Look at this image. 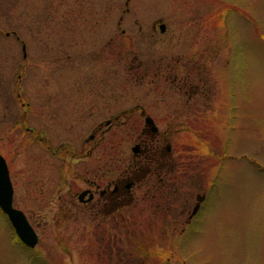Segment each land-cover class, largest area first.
<instances>
[{"label": "rangeland", "instance_id": "1", "mask_svg": "<svg viewBox=\"0 0 264 264\" xmlns=\"http://www.w3.org/2000/svg\"><path fill=\"white\" fill-rule=\"evenodd\" d=\"M126 3L0 0V153L14 205L39 237L35 248L25 246L0 211V264H264V0ZM153 58L175 70L198 64L207 81L206 116L178 118L171 103L157 104L159 130H174L175 192L165 199L160 191L145 194L154 179L136 189V204L128 199L125 206V235L115 224L109 237L98 225L102 216L93 220L69 186L87 189L83 178L127 168L139 130L131 124L144 121L121 119L105 135L103 125L93 147L88 138L106 118H74L75 83L91 85L104 65L107 115L135 105L138 96L175 98L183 111V79L190 73L198 80L199 72L182 66L176 84L163 77L152 83L153 75L138 81V63ZM204 194L200 213L183 230Z\"/></svg>", "mask_w": 264, "mask_h": 264}, {"label": "flooded vegetation", "instance_id": "2", "mask_svg": "<svg viewBox=\"0 0 264 264\" xmlns=\"http://www.w3.org/2000/svg\"><path fill=\"white\" fill-rule=\"evenodd\" d=\"M156 27L157 26L155 25L154 29L157 30ZM105 51L106 50L104 49L102 52L103 56L105 55ZM134 60H137V58H134ZM175 61L179 62L180 59ZM192 61L193 60L187 62V64L184 63L180 66L178 65L179 67L176 65L174 66L178 67L176 70L181 69L182 66H191L193 69L197 70L198 64ZM138 67L139 74L134 75V77L137 76L135 78L138 81H143L145 78H148L149 75H153L154 79L152 80V83L160 80L162 77L167 81L173 78L174 84L178 82V75L174 73V71L176 72V70L171 63L163 65L162 62H159L157 59H154L153 63H150L148 59H146L140 61L138 63ZM102 68V75L91 85L90 81H88L89 85L86 83L87 87H84L82 85L80 86V84L75 83V88L77 90L78 96H76L73 102L78 103V105H76L75 107L76 112L73 114L74 118H106V120L104 121L105 123L102 122L104 124L101 123L100 125H98L94 129L93 135L89 137V142H95V144H93V147H95L96 145L99 146L100 142L97 141L96 138L100 128H102L103 125H105L106 127L103 133L105 135V133H109L111 130L121 125V119L125 118L137 121V117H139L144 121V125H140L139 127L136 126V123L131 124V130H133L134 132L139 129L138 131H136L135 139L133 141L137 142V144L135 145L138 146L137 152L133 153V160L128 164L127 168H120V170L116 174V172H111V170H109V168L107 167L108 170H102V175H91L92 177L83 178V182L90 188L81 189L79 186H77L76 183H74V185L76 184V191L72 192L74 188L72 187L73 185H70L69 195H71L73 198H77L81 205H84L88 208V211H90V216L93 220H96L97 216H102V219L98 223L101 230H104L105 228L108 234L109 230H111V228H113L115 224H118V228L120 229L119 232L121 234L123 228L124 231H122V236H124L125 230L127 228V208H125V206L127 205V203H129L127 201L128 199H130V201H133L134 205L136 204L137 197L135 194V190L141 189L142 186H150L152 183L151 181H153L154 179L155 183L152 185V187L147 188L145 194H148V192L152 191L153 195L155 196V193L157 191H160L159 195L162 194L163 199H165L166 194L169 190H172V194H174V181L176 178H179L175 175L177 165L175 164V158L171 152L172 147L169 144V140H171L172 136L174 135L172 124H170L171 127L168 126L167 129L163 130L162 132L159 130V128L157 131H154L152 127L146 125V118L150 117L155 120V118L160 116L159 114L161 113L162 107L160 109V107L157 105L160 103H171L168 108L171 107V112L172 110L174 111V113L180 112V115L176 116L178 118H204L206 116L207 108V81L204 79V75L202 74L203 72L200 69L197 70L199 72L198 80H191L192 75L190 73L186 77H184V86L180 89V91L183 90L185 93V100L182 103L184 104V108L182 109L183 111H178L179 106L176 105V101L174 100L175 98L173 99V101H170L171 97H169L168 100H160L157 97L138 96L135 100V105H131L130 107L125 108L114 115H107L111 109L110 105L106 106L105 103L107 99L110 100V98L107 97V93H109V91L111 90L109 83L110 81H108L110 80V77L108 76L109 73H107L106 75V68L104 67V65H102ZM164 70L172 71L173 74L165 75ZM190 70L191 69H189V72ZM100 78H102L101 82ZM167 115H163V117L167 119L170 118ZM40 137V143H43L47 146L46 140L42 136ZM104 140L105 139L103 138L102 141ZM58 151L59 150L55 151L53 155H57L58 153H60V151ZM93 151L94 150L92 149L89 155H92ZM91 167L92 172H95L96 174V166L94 167L93 165H90L89 169ZM63 180L65 181V178H63ZM196 183L197 182H194L193 184ZM197 184L200 185L199 182ZM83 192H86V194L84 196H81ZM167 197L169 198V196ZM205 200V194L197 195L195 206L188 215V221L182 225L183 230H185V227L191 226L192 220L197 216L198 213H200L202 203ZM166 212L167 214L169 213L168 205L166 208ZM108 236H111L110 233L108 234ZM91 241L93 242V240ZM96 253L97 252L93 251L94 255H96ZM117 262L122 263L124 261L120 259Z\"/></svg>", "mask_w": 264, "mask_h": 264}, {"label": "water", "instance_id": "3", "mask_svg": "<svg viewBox=\"0 0 264 264\" xmlns=\"http://www.w3.org/2000/svg\"><path fill=\"white\" fill-rule=\"evenodd\" d=\"M129 1V0H128ZM128 3V2H127ZM163 32L166 28L165 25L160 26ZM25 50V45L23 46ZM26 56V55H25ZM146 124L154 131H157V127L154 125V121L148 117L146 118ZM137 147L133 148V152H137ZM86 192H83L81 196H84ZM14 202V187L10 177V170L6 159L0 154V210L5 214L12 227L15 230L19 240L29 248H35L39 243V237L33 226L30 224L27 216L23 211L16 208L13 205Z\"/></svg>", "mask_w": 264, "mask_h": 264}, {"label": "trees", "instance_id": "4", "mask_svg": "<svg viewBox=\"0 0 264 264\" xmlns=\"http://www.w3.org/2000/svg\"><path fill=\"white\" fill-rule=\"evenodd\" d=\"M63 147V146H62ZM64 148V147H63ZM66 149V148H65ZM67 150V152L69 151L68 149H66Z\"/></svg>", "mask_w": 264, "mask_h": 264}]
</instances>
